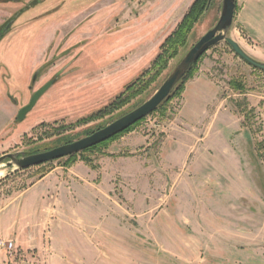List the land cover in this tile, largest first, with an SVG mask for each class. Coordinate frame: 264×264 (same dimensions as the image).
I'll use <instances>...</instances> for the list:
<instances>
[{
  "label": "rangeland",
  "instance_id": "rangeland-1",
  "mask_svg": "<svg viewBox=\"0 0 264 264\" xmlns=\"http://www.w3.org/2000/svg\"><path fill=\"white\" fill-rule=\"evenodd\" d=\"M195 1L0 0V157L76 141L149 100L220 18L223 0H212L171 58L162 45ZM195 65L118 137L26 170L5 165L0 241L14 249L0 247V264H264V72L225 41ZM195 84L210 85V114L183 123Z\"/></svg>",
  "mask_w": 264,
  "mask_h": 264
},
{
  "label": "water",
  "instance_id": "water-1",
  "mask_svg": "<svg viewBox=\"0 0 264 264\" xmlns=\"http://www.w3.org/2000/svg\"><path fill=\"white\" fill-rule=\"evenodd\" d=\"M212 0H209L208 8ZM238 0H223L220 18L213 28L203 35L183 56L168 78L163 82L154 95L142 105L113 121L104 128L98 129L76 141L63 144L53 149L31 154L9 153L0 157V166L17 167L26 170L64 157L81 153L89 148L99 145L115 135H118L130 128L137 122L148 117L160 108L182 83L188 72L195 66L198 60L212 47L220 42H227L232 51L240 59L255 69L264 72V62L252 57L239 43L231 36L233 31L235 12ZM49 82L39 89L32 97L30 103L23 107L18 113V119L24 120L27 114L35 107L39 99L52 87Z\"/></svg>",
  "mask_w": 264,
  "mask_h": 264
},
{
  "label": "crops",
  "instance_id": "crops-1",
  "mask_svg": "<svg viewBox=\"0 0 264 264\" xmlns=\"http://www.w3.org/2000/svg\"><path fill=\"white\" fill-rule=\"evenodd\" d=\"M262 20H264V0H245L243 4L238 0L233 30L240 29L248 37L239 43L252 57L264 62V21ZM205 86L206 88L201 84L194 85L193 92L189 96L195 95V97L186 99L182 112L183 123L188 120H198L201 114L205 117L210 114L208 106L212 105L214 94L209 88L210 85ZM204 119H199L198 124L205 121Z\"/></svg>",
  "mask_w": 264,
  "mask_h": 264
},
{
  "label": "trees",
  "instance_id": "trees-1",
  "mask_svg": "<svg viewBox=\"0 0 264 264\" xmlns=\"http://www.w3.org/2000/svg\"><path fill=\"white\" fill-rule=\"evenodd\" d=\"M209 4V0H196L192 6V8L190 9V11L188 12V14L184 17L183 21L180 23V25L178 26L177 30L174 32V34L172 36H170L165 43L162 45V49L166 48L167 49V54L169 56L174 57L177 55V53L182 50L187 48L188 46V39H189V34L192 31L193 27H194V23L199 20L202 15H204V13L206 12L207 6ZM1 34H0V39H1ZM165 52V53H166ZM159 64L164 66L168 60H166L164 57H162V55H160L158 57ZM197 64V63H196ZM162 66H160V70H162ZM196 66V65H195ZM195 66L188 72V74L186 75V77L184 78V80L182 81V83L177 87V89L173 92V94L170 96V98L166 101L168 102L169 100H171L177 93H179L185 83L188 81V79L192 76V73L195 69ZM159 70V71H160ZM243 88L241 84H237V88ZM146 88V86L142 87L141 89L138 91H135L134 93H132L126 100H130L131 98H133L134 96H137L139 93L141 94L142 91ZM125 100V101H126ZM165 102V103H166ZM163 106V105H162ZM145 119V118H144ZM143 120V119H142ZM141 120V121H142ZM141 121L137 122L136 124L140 123ZM131 128V127H130ZM130 128L126 129L125 131H123L120 134H123L125 132H127ZM120 134L115 135L113 138L118 137ZM110 140V139H109ZM104 143V142H103ZM102 144V143H101ZM100 145V144H99ZM98 145L89 148L87 150L90 149H94L96 148ZM261 147V144L259 145ZM86 151V150H85ZM73 157L75 155H72ZM71 156V157H72Z\"/></svg>",
  "mask_w": 264,
  "mask_h": 264
},
{
  "label": "built area",
  "instance_id": "built-area-1",
  "mask_svg": "<svg viewBox=\"0 0 264 264\" xmlns=\"http://www.w3.org/2000/svg\"><path fill=\"white\" fill-rule=\"evenodd\" d=\"M0 247L9 254H12L14 249V243L12 241L6 242V241H0Z\"/></svg>",
  "mask_w": 264,
  "mask_h": 264
},
{
  "label": "bare ground",
  "instance_id": "bare-ground-1",
  "mask_svg": "<svg viewBox=\"0 0 264 264\" xmlns=\"http://www.w3.org/2000/svg\"><path fill=\"white\" fill-rule=\"evenodd\" d=\"M5 174H6V167L5 165H2L0 166V180L4 178Z\"/></svg>",
  "mask_w": 264,
  "mask_h": 264
},
{
  "label": "flooded vegetation",
  "instance_id": "flooded-vegetation-1",
  "mask_svg": "<svg viewBox=\"0 0 264 264\" xmlns=\"http://www.w3.org/2000/svg\"><path fill=\"white\" fill-rule=\"evenodd\" d=\"M4 32V31H3ZM0 34H2V32L0 33ZM92 134V133H91ZM90 135V134H89Z\"/></svg>",
  "mask_w": 264,
  "mask_h": 264
}]
</instances>
